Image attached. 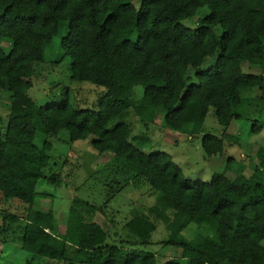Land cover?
I'll use <instances>...</instances> for the list:
<instances>
[{"label": "trees", "instance_id": "obj_1", "mask_svg": "<svg viewBox=\"0 0 264 264\" xmlns=\"http://www.w3.org/2000/svg\"><path fill=\"white\" fill-rule=\"evenodd\" d=\"M202 6L208 13L188 30L183 21ZM62 28L60 57H69L70 79L105 88L93 106L79 108L68 99L35 106L27 93L36 67L45 62V49ZM4 39L9 50L0 44V80L9 92V113L0 135V197L27 207L23 218L7 212L3 222L23 221L22 249L49 259L24 264H156L154 253L139 248L149 243L156 221L169 231L161 243L180 249L164 264H264V177L255 174L264 168V146L256 151L259 164L249 176L240 171L228 177L223 171L208 181H192L170 154L134 145L132 125L125 121L138 102L139 120H152V113L162 110L164 127L195 135L213 107L223 132L202 135L207 156L223 155L226 139L237 142L227 131L232 122L249 120V133L259 134L264 0H0ZM208 57L214 60L202 69ZM191 76L195 81L188 83ZM32 107L45 135L65 129L70 141L93 136L90 144L98 155L118 159L163 191L167 202L132 208L123 224L126 234L115 244L106 242L109 232L93 220L105 204L73 196L60 231L51 207H34L38 179L58 184L61 177L43 172L52 144L36 141ZM190 223L196 224L194 234L176 240Z\"/></svg>", "mask_w": 264, "mask_h": 264}, {"label": "rangeland", "instance_id": "obj_2", "mask_svg": "<svg viewBox=\"0 0 264 264\" xmlns=\"http://www.w3.org/2000/svg\"><path fill=\"white\" fill-rule=\"evenodd\" d=\"M206 13H208L207 7L198 8L192 17L183 21L184 26L190 31L193 30L199 18ZM65 31V28H62L52 39L44 52L45 62L36 67L35 74L31 77V86L27 93L33 99L35 106L56 104L64 99H68L70 103L79 108L93 106L105 90L104 87L90 82L70 79L69 57H60L59 50L60 37ZM0 44L6 52L9 50V43L5 39L1 40ZM213 60L214 57H208L201 68L204 69ZM193 81L195 77L191 76L188 83ZM140 95L141 88L139 87L136 97ZM138 106L137 102L130 107L125 117V121L131 123L133 128L129 140L147 153L161 151L170 154L183 175L189 180L208 181L214 172L223 171L228 177H234L240 171L249 176L259 164L256 151L264 146V129L259 134H250L249 120L242 119L232 122L227 128L228 132L237 135V142L229 143L226 139L223 155L207 156L200 144L202 135L212 133L220 136L223 132L222 126L217 123L213 107L208 109L202 131L189 135L164 127L162 110L154 111L151 116L152 120H139L135 114V108ZM34 108L32 107L30 111L34 116L36 141L39 142L46 138L52 144L49 164L43 172L45 175L60 174L61 177L58 184L45 178L38 179L36 184L38 195L35 198L34 207L41 209L51 207L55 211L60 231L64 230L66 212L73 196H78L98 207L105 204L102 212L97 213L93 220L102 224L109 232L110 236L106 242L115 244H119V240L126 234L123 224L129 219L132 208L148 207L161 199L167 202L168 196L163 191L152 187L144 177L135 176L133 172L125 169L118 159L111 157L109 153L98 155L90 144L93 136L70 141L65 129L59 130L57 135H45L35 116ZM8 113L9 92L0 80V135H3L6 128ZM228 158L233 159L232 163H227ZM122 170L129 171L130 174L127 176ZM255 174L258 177H264V168ZM135 177L138 182L132 183ZM19 201L17 199L4 200L0 197V263L24 264L26 260L48 262L49 259L22 249L19 235L23 221L15 224L3 222V214L7 212L20 218L24 217L27 204ZM195 230L196 224L190 223L180 231L175 239H189ZM168 235L169 231L164 223L156 221V229L151 233L149 243L139 248L142 251L154 253L157 258L156 264H164L180 253V249L161 243Z\"/></svg>", "mask_w": 264, "mask_h": 264}]
</instances>
